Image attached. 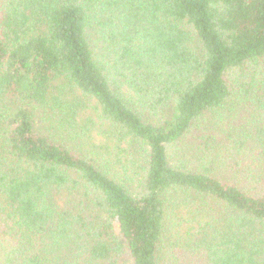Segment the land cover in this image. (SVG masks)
<instances>
[{
    "label": "trees",
    "instance_id": "1",
    "mask_svg": "<svg viewBox=\"0 0 264 264\" xmlns=\"http://www.w3.org/2000/svg\"><path fill=\"white\" fill-rule=\"evenodd\" d=\"M0 264H264V0H0Z\"/></svg>",
    "mask_w": 264,
    "mask_h": 264
},
{
    "label": "rangeland",
    "instance_id": "2",
    "mask_svg": "<svg viewBox=\"0 0 264 264\" xmlns=\"http://www.w3.org/2000/svg\"><path fill=\"white\" fill-rule=\"evenodd\" d=\"M81 143H83L82 141H81ZM80 146H81V144H80ZM76 147H79V144H77V146ZM82 148H84L83 146H81ZM88 147H89V145H88ZM179 213H182L183 211L182 210H177ZM187 215V214H186ZM183 216V215H182ZM201 219V218H200ZM169 224V223H168ZM174 225V224H173Z\"/></svg>",
    "mask_w": 264,
    "mask_h": 264
}]
</instances>
